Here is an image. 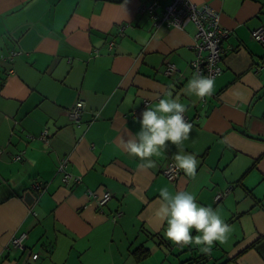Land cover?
I'll use <instances>...</instances> for the list:
<instances>
[{
  "label": "crops",
  "instance_id": "0c3cea01",
  "mask_svg": "<svg viewBox=\"0 0 264 264\" xmlns=\"http://www.w3.org/2000/svg\"><path fill=\"white\" fill-rule=\"evenodd\" d=\"M151 1L0 0V264H264V43L252 37L264 0H192L218 9L230 31L223 72L203 99L185 93L196 26L156 25L140 10ZM168 91L187 106L189 139L144 169L122 140ZM79 99L80 125L69 113ZM178 151L197 158L195 178L162 173ZM63 158L81 182L64 181ZM164 187L217 210L234 228L228 242L204 254L165 239L154 215ZM140 246L150 254L138 261Z\"/></svg>",
  "mask_w": 264,
  "mask_h": 264
},
{
  "label": "clouds",
  "instance_id": "9594fccd",
  "mask_svg": "<svg viewBox=\"0 0 264 264\" xmlns=\"http://www.w3.org/2000/svg\"><path fill=\"white\" fill-rule=\"evenodd\" d=\"M214 83L213 77L197 73L188 81L185 93L197 99L206 98L213 94ZM186 111L187 106L178 96L174 98L171 91L166 92L156 104L146 106L140 115V130L122 140L123 150L129 157L138 158L142 168H155L152 157H159L169 145L179 149L189 139L192 125L185 119ZM173 159L177 170L195 178L199 163L195 155L178 151ZM154 215L161 225L166 223L164 237L170 243L179 247L196 246L204 254H210L216 242L226 244L232 232L217 210L199 205L195 195L186 190L173 193L167 187L161 188Z\"/></svg>",
  "mask_w": 264,
  "mask_h": 264
},
{
  "label": "built area",
  "instance_id": "2783aa9c",
  "mask_svg": "<svg viewBox=\"0 0 264 264\" xmlns=\"http://www.w3.org/2000/svg\"><path fill=\"white\" fill-rule=\"evenodd\" d=\"M142 12L146 11L150 14L156 25L166 24L171 27L185 28L188 23L196 26L195 42L193 48L196 57L192 61V67L197 74L203 76H211L216 78L223 72L222 60L224 56L223 41L230 35V31L221 25V12L209 3L198 4L192 0H172L168 4L163 5L159 0H153L150 3H144L140 6ZM252 37L261 43H264V25H260L252 30ZM113 44V43H111ZM18 51H13L9 55L2 56L3 59L12 60ZM175 65L170 64L167 73H173ZM259 67H255L258 71ZM12 70V69H11ZM85 109V102L79 99L74 107L69 111L71 118L78 124L81 123L82 113ZM185 119L189 122V116L184 113ZM49 129H44L40 138H47ZM33 138V136H30ZM4 148L0 145V155ZM22 154L16 155V159H22ZM69 164L68 159L63 158L60 163V171L65 172L64 180L69 182L75 178L76 182H81V176L73 177L72 173L67 170ZM162 173L169 180H176L182 175V171L174 167V161H169L162 170ZM37 188H41L37 184ZM224 193H218L216 200L222 199ZM91 196H96L93 194ZM112 193L106 192L104 196L97 198V202L103 205L109 201ZM28 238V233L23 232L12 239L14 246L19 247L24 244ZM39 255L35 253L34 258Z\"/></svg>",
  "mask_w": 264,
  "mask_h": 264
},
{
  "label": "trees",
  "instance_id": "16d2710c",
  "mask_svg": "<svg viewBox=\"0 0 264 264\" xmlns=\"http://www.w3.org/2000/svg\"><path fill=\"white\" fill-rule=\"evenodd\" d=\"M75 122V121H74ZM76 123V122H75ZM76 124H78V123H76ZM81 124V123H80ZM79 124V125H80ZM257 138H259V137H257ZM61 163V162H60ZM62 174H63V178H64V176H65V172H63L62 171ZM65 181V180H64ZM66 182V181H65ZM67 183V182H66ZM37 184H40L41 185V188H37ZM34 188L36 189V190H38L39 192L40 191H43L44 189H45V187H44V185H43V183H41V182H37L35 185H34ZM112 198V197H111ZM110 198V199H111ZM109 199V200H110ZM108 203V202H107ZM107 203H105V204H103V205H100V204H98L99 205V207H103V206H105ZM113 218H114V221H116V219L118 218V214L117 215H115V216H113ZM150 254V250L147 248V247H145V246H140L139 248H137V249H135L134 250V255H135V257H136V259L138 260V261H141V260H143L147 255H149ZM39 255V254H38ZM39 257V256H38ZM37 257V258H38ZM37 258H34V259H37Z\"/></svg>",
  "mask_w": 264,
  "mask_h": 264
},
{
  "label": "rangeland",
  "instance_id": "374dc122",
  "mask_svg": "<svg viewBox=\"0 0 264 264\" xmlns=\"http://www.w3.org/2000/svg\"><path fill=\"white\" fill-rule=\"evenodd\" d=\"M232 229H234V228H232ZM231 233H233V230H232V232Z\"/></svg>",
  "mask_w": 264,
  "mask_h": 264
}]
</instances>
